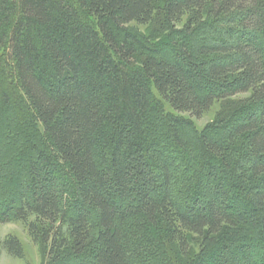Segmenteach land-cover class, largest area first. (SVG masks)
Returning a JSON list of instances; mask_svg holds the SVG:
<instances>
[{"label": "trees", "instance_id": "16d2710c", "mask_svg": "<svg viewBox=\"0 0 264 264\" xmlns=\"http://www.w3.org/2000/svg\"><path fill=\"white\" fill-rule=\"evenodd\" d=\"M223 17L225 39H188ZM157 19L173 35L166 54L147 53L127 27ZM1 47L50 146L33 149L17 191L0 200V221H23L49 244V264H136L146 231L161 225L184 258L192 235L253 229L254 243L223 240L191 264H264V0H0ZM154 90L196 118L249 95L216 125L228 142L202 137L216 161L200 196L175 199L171 164L149 144L145 122L161 108ZM240 140L245 168L232 156ZM3 246L24 256L14 235Z\"/></svg>", "mask_w": 264, "mask_h": 264}, {"label": "rangeland", "instance_id": "374dc122", "mask_svg": "<svg viewBox=\"0 0 264 264\" xmlns=\"http://www.w3.org/2000/svg\"><path fill=\"white\" fill-rule=\"evenodd\" d=\"M85 20L93 22L86 12L82 11ZM230 17L207 18L203 25L197 27L188 37L190 41L200 44L218 42L225 39ZM186 19L179 23L176 29L183 31ZM94 23V22H93ZM13 22L2 25L9 33ZM128 29L139 34L145 41L149 51L166 54L168 41L172 39L169 30H161L159 19L153 23L140 25L131 23ZM5 48H0V200L16 192L24 179L27 162L34 148H48V135L43 131L40 122L27 103L25 94L19 84L12 67L7 64ZM248 94H239L229 100L216 102L202 117L196 118L190 113L177 112L167 102L163 101L154 90V104L149 120L145 122V130L150 146L161 153L163 160L170 162V189L176 200H186L202 195L205 190L204 173L206 165L216 160L208 152L202 141L207 135L213 139L228 142L226 135L217 134L216 125L224 118L235 115L244 106ZM176 123L178 126H175ZM242 141H237L233 158L239 164L247 167L243 158ZM240 165H234L233 175H241ZM162 166V164H161ZM240 183V181H238ZM244 189H250V184L241 182ZM248 187V188H247ZM73 196V194L71 195ZM16 236L24 248L22 258L10 254L3 246V241ZM223 240H249L254 243L257 234L247 227L228 228L221 236H198L190 238L191 257L184 258L168 243L166 233L159 227H151L146 231L143 247L148 249L139 256L136 264H191L193 257L201 254ZM154 245L158 249L152 253ZM49 244L44 241L35 242L23 221H0V264H49Z\"/></svg>", "mask_w": 264, "mask_h": 264}]
</instances>
